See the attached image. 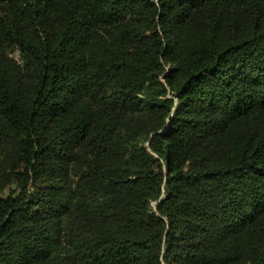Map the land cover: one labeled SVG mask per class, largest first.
<instances>
[{"label":"trees","instance_id":"trees-1","mask_svg":"<svg viewBox=\"0 0 264 264\" xmlns=\"http://www.w3.org/2000/svg\"><path fill=\"white\" fill-rule=\"evenodd\" d=\"M0 264H264V0H0Z\"/></svg>","mask_w":264,"mask_h":264}]
</instances>
